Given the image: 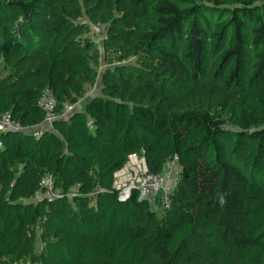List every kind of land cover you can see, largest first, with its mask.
Masks as SVG:
<instances>
[{"label": "trees", "instance_id": "trees-1", "mask_svg": "<svg viewBox=\"0 0 264 264\" xmlns=\"http://www.w3.org/2000/svg\"><path fill=\"white\" fill-rule=\"evenodd\" d=\"M85 18L119 64L88 100L102 64ZM45 89L59 118L34 131ZM3 114L24 130L3 134L0 264L37 225L68 248L57 264H264V0H0ZM131 155L158 174L178 157L161 214L119 200ZM47 176L58 196L36 199Z\"/></svg>", "mask_w": 264, "mask_h": 264}, {"label": "built area", "instance_id": "built-area-1", "mask_svg": "<svg viewBox=\"0 0 264 264\" xmlns=\"http://www.w3.org/2000/svg\"><path fill=\"white\" fill-rule=\"evenodd\" d=\"M80 103H68L64 109V117H67L70 113L80 107ZM38 106L45 112L44 124L48 128L53 127L55 120L59 118L56 113L57 102L53 93L49 89L42 91ZM24 128L16 122H13L9 114H3L0 116V151L4 146L3 134L10 131H22ZM163 174L151 172L143 157L137 155H131L128 158L124 167L115 173L113 187L118 192V198L121 201L127 200L133 191H137L140 200H146L150 203L155 211H165L170 206V196L174 187L167 184L168 180L174 178L178 181V174L172 175V169L176 166L178 173L181 166L178 164V157L169 161L166 164ZM173 176V177H171ZM41 185L46 189L45 193H37L36 199L47 197L50 200L54 198L52 188L54 187L53 177H45Z\"/></svg>", "mask_w": 264, "mask_h": 264}, {"label": "rangeland", "instance_id": "rangeland-1", "mask_svg": "<svg viewBox=\"0 0 264 264\" xmlns=\"http://www.w3.org/2000/svg\"><path fill=\"white\" fill-rule=\"evenodd\" d=\"M84 23L88 26L86 36L90 37L94 41L97 42L100 51H101V68H100V75L97 80V82L94 84L93 87L89 88L88 91L85 94V97L83 100H88L92 96L100 94V80L102 77L103 72L108 68H114L116 65H119L117 63V60L115 56L110 55V60L113 61L112 64L107 63V54L105 52L104 42L106 38V32L108 26L103 25H94L92 24L89 19L85 18ZM135 58H130L129 60L125 61L124 63H131L134 62ZM82 100V101H83ZM233 129V128H232ZM167 167V166H166ZM173 176L174 174H178V168L175 166L174 169H172ZM171 176V177H173ZM177 181L174 178H171L168 180L167 184L171 187H174L176 185ZM53 193L57 195L59 193L58 190H54V187L52 188ZM98 193V189H96L93 193L90 194V197L92 199V202L90 204V208H94L97 206V199L96 194ZM73 192L70 193L72 195ZM160 214L162 211H158ZM43 227L41 225H37L32 232H24L22 235V242L20 244L21 247L24 248V252L21 256L18 255V253L15 254L13 257L12 264H35L32 262V259L35 258L34 255L38 254L41 257L45 259H52L54 263H58V260L61 261L65 260L64 258L67 257L69 251L68 248L65 246V244L56 243L55 238L46 239L45 236H43ZM43 249L47 251L48 256H45L43 253ZM43 264V263H38Z\"/></svg>", "mask_w": 264, "mask_h": 264}, {"label": "crops", "instance_id": "crops-1", "mask_svg": "<svg viewBox=\"0 0 264 264\" xmlns=\"http://www.w3.org/2000/svg\"><path fill=\"white\" fill-rule=\"evenodd\" d=\"M110 60V58H108ZM109 62V61H108ZM45 127H47L44 123L42 125H40L39 127L35 128L34 131H38V130H42Z\"/></svg>", "mask_w": 264, "mask_h": 264}]
</instances>
